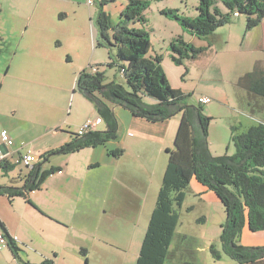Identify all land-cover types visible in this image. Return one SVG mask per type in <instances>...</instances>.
I'll return each instance as SVG.
<instances>
[{"label":"rangeland","instance_id":"1","mask_svg":"<svg viewBox=\"0 0 264 264\" xmlns=\"http://www.w3.org/2000/svg\"><path fill=\"white\" fill-rule=\"evenodd\" d=\"M35 1L38 0H0V37H2L0 38V84L6 68L4 60L6 61L9 55H12L18 41L23 36ZM44 2L45 0H40V4H44ZM101 2L102 0H97L98 6L94 4L90 7L84 0H70L68 3L56 4L62 7L63 11L69 13L67 15L66 12H63L66 15V18L63 19L59 18L55 8L43 6L44 10L38 13L39 6L31 19V22H40L45 29L42 31L39 28V33L35 31V34H39L48 44L42 50L43 55L39 56V60H35L34 64L36 66L41 64L40 66L45 68L42 75L46 76L48 86L39 87L35 83L38 75L30 76L25 85L51 96H60L64 106L61 117L67 120V117L70 116L68 119L70 122L78 120L82 115V109L85 108L83 107L80 110L81 113L77 114L75 110L77 103L90 108L93 105L78 91L75 85L77 76L87 67L97 66L98 72L104 74V83L114 81L126 86L117 64L112 63L115 60L114 56L110 57L108 49L98 46L99 40L95 23L97 12L94 13V11L100 8ZM126 3L127 0H115L114 2L108 0L102 9L110 16L112 22L116 23ZM218 5L223 9L220 3ZM198 6V0H149V6L144 11L146 20L144 29L149 34L152 49L161 59V66L170 86L184 94L191 95L186 99V103H197L196 98L199 96H208L212 99L210 104L203 106V113L212 118L208 129V143L214 154L232 155L234 147L230 141L227 123L232 121V118L235 120L242 118L241 116L245 113L241 110L253 109V107L247 106L245 90L237 88L238 86L233 87L232 84L252 70V63L254 67L262 66L263 55L258 51L251 50L252 47H249L246 37L244 38V15L233 18L231 24L218 28L215 32L216 35L202 40L187 33V30L182 29L175 20L161 14L162 10H177L179 16L192 19L198 15ZM11 25L13 26L12 31L9 29ZM26 33L28 36V31ZM177 37H181L185 42L195 47L208 46L209 50L205 55L198 57L196 61H185L183 66H176L170 59L172 53L169 43ZM56 43H59L60 46L56 47ZM186 68L188 73L184 75ZM1 99L4 110L0 113V125H15L18 112L15 115L12 110H9L6 95H2ZM21 104L24 106L23 103ZM256 115L262 116L260 119L264 122L263 111H257ZM171 119L175 123L179 122L180 114ZM78 128L69 126L70 131H75L73 132L75 134H77ZM102 128L103 125L98 127L100 130ZM124 135H126L125 143L124 147L119 149L122 150V155L117 164H99L98 166L87 164L84 172L88 188L82 192L81 197H90L94 203L100 205L98 208L103 212L102 206L121 201L127 203L128 192L137 193V213L127 212L123 215L124 219H115L111 225L108 221H103L98 229L100 237L106 238L110 235L117 241H122L128 235V227L135 228L134 224L137 223V242L134 241L131 249L125 248L126 253H116L111 249L108 251L111 259L115 254V256H120L124 264H135L136 254L138 258L156 207L167 167V155H165V149L161 150L160 141L151 127L146 129L135 124ZM172 139L174 141V136ZM172 141L168 142L167 147L173 148ZM221 141L223 142L217 149L216 145ZM82 152H90V150ZM84 154L76 157L80 163L89 157V153ZM61 158L60 155L54 156V160L58 162ZM92 165L93 167H90ZM135 181H137L136 188H134ZM194 182L196 180L192 179L189 185L179 192L181 202L174 206L179 223L167 248L166 259L169 257L171 259L169 261L165 259L164 264H184L185 262L236 264L225 256H222L220 260L212 258L209 247L213 245L220 251L219 236L226 215L224 207L216 195L208 190L203 194L197 192L192 185ZM201 217L206 218L205 224L199 223ZM122 225L126 227V231L108 229L113 231V234L112 232L108 233L106 229L109 226ZM127 244L128 238L125 241V245ZM239 244L249 247L263 246L264 231L253 233L245 226ZM67 251L73 256H62L59 260L60 264H86L79 251ZM89 260L87 264H102L96 251L90 252Z\"/></svg>","mask_w":264,"mask_h":264},{"label":"trees","instance_id":"2","mask_svg":"<svg viewBox=\"0 0 264 264\" xmlns=\"http://www.w3.org/2000/svg\"><path fill=\"white\" fill-rule=\"evenodd\" d=\"M107 1L102 0L96 13L98 46L108 49L110 57L114 56L112 63L117 64L126 86L114 81L104 83L103 73L81 71L76 78V88L92 102L96 115L103 120L105 130H95L84 136L75 134L73 140L42 156V162L45 163L52 155L75 153L116 141L119 123L113 107H122L134 118L153 124L180 114L173 148L165 150L166 171L135 264L165 263L168 245L179 223L174 206L180 204L179 192L192 179L213 192L224 207L226 219L219 236L220 251L211 245L209 251L212 258L220 260L225 256L236 264H264V245L249 247L239 244L245 226L253 233L264 231V122L244 131L231 126L230 141L234 153L213 155L208 143L212 118L203 113L202 105L187 104L186 99L191 95L173 89L159 56H149L151 43L144 29V11L149 6V0H127L116 23L102 9ZM198 1V15L195 18L181 17L177 10H162L161 14L175 20L187 33L202 40L213 36L218 28L231 24L233 18L245 16V31L252 30L264 19V0ZM235 13L238 15L235 16ZM169 49L172 53L170 59L176 66L197 59L206 50L185 42L181 37L173 39ZM187 72L186 68L184 75ZM238 85H249L250 93L264 98V72L261 67L255 66L252 72L239 79ZM109 154L118 158L122 150L110 151ZM42 162L30 170L28 184L23 191L38 189L46 177L56 171L53 168L41 171ZM0 195L24 196V193L12 187H0ZM199 223H205V217H201ZM0 227L4 232L1 222ZM4 234L14 259L19 264H30L20 258L19 249ZM41 264L54 263L45 260Z\"/></svg>","mask_w":264,"mask_h":264},{"label":"crops","instance_id":"3","mask_svg":"<svg viewBox=\"0 0 264 264\" xmlns=\"http://www.w3.org/2000/svg\"><path fill=\"white\" fill-rule=\"evenodd\" d=\"M111 1L114 2L115 0ZM68 2L70 0H45L44 4H40V0L35 1L32 11L33 15L31 14L28 18L23 36L18 41L12 55L10 54L6 61L4 60L6 68L0 84V113L4 110L1 98L2 95H6L9 110H12L15 115L18 112V115L16 116L15 125H0V144L1 135L4 132L11 139V144L1 146V150L6 156L0 164V187L19 189L24 193V196L15 195L9 197L0 195V222L3 224L4 232L19 249L20 258L30 264H41L45 260L60 264L59 260L62 256L72 255L67 250L71 252L79 251L86 264L90 261V252L94 251L98 254L102 264H124L120 256H115L113 253V259H111L108 251L111 249L116 251V253H126L125 248L129 247L131 249L134 241L137 242V223L134 224L135 228L128 227L127 245H125L126 238L122 241H117L110 235L106 238L100 237L98 229L103 221H108L111 225V222L115 219H124L123 215L127 212L137 213V193L129 191L127 203L126 201L124 203L121 201L102 206L104 208L102 212L98 208L100 205L94 203L90 197H81L82 192H85L88 188L87 180L85 179V167L87 164L96 166L99 164H117L120 160L119 157L115 158L109 152L124 147L126 138L124 134L135 124L141 125L146 129L151 127L158 141H160L161 150L172 149L167 147V144L173 140L172 138L175 136L179 122L175 123L173 119H170L162 123H148L145 120L134 118L122 107H113L119 123L116 141L94 148H84L75 153L58 154L62 157L59 162L54 160V156H57V154L50 156L43 163L41 171H48L52 168L56 169V171L46 177L38 189L23 191L24 186L28 184L27 177L30 170L21 163L22 156L31 151L39 160L37 164L41 163L43 161L42 156L55 151L75 138V133H73L75 131H70L69 126L79 127L88 118L97 116L93 105L90 108L77 103L75 106L77 114L81 113L80 110L83 107L85 108L82 109V115L78 120L70 122L68 121L70 116L67 117V120L61 117L64 106L60 96H51L40 92V90L30 89L25 85L30 76L36 77L38 75L35 83L39 87L48 86L46 76L42 75L45 68L40 66L41 64L37 66L34 64V61L39 60V56L43 55L42 50L48 44L39 34H35V31L39 33V28L42 31L45 29L40 22H31L35 15L34 13L39 6L38 13L44 10L43 6H46L47 8H55L59 18L63 19L66 18L63 12H66L67 15L69 13L68 11H63V8L56 4ZM95 5L98 6L97 0H95ZM96 12L97 10L94 11V13ZM9 29L12 31L13 26L11 25ZM27 31L29 33L28 36H26ZM214 35L216 34L214 33ZM244 38L247 39L249 47H252L251 50L258 51L263 55L262 66L260 67L264 72V19L252 30L245 31ZM55 46L58 47L60 45L56 43ZM152 47L149 56L156 55ZM202 47L206 50L198 57L205 55L206 51L209 50L208 46ZM193 61H196V59L187 62ZM253 67L252 63V70L246 74L252 72L255 68ZM241 77L232 84L233 87H241L238 85ZM241 88L245 90L244 95L248 100L247 106L253 107V109L241 110L245 113V115L241 116L242 118L237 120L232 118V121L227 123L229 135L231 126L238 127L241 131H244L263 122L260 119L262 116H257L256 112H264V98L250 93L248 91L249 85ZM100 125H103L102 130L98 129ZM100 125L97 130H105L104 123ZM68 130L69 132H67ZM222 142L216 145L217 149L220 148ZM88 149L90 152H82ZM209 149L213 155H218L212 152L210 145ZM82 153H85L84 155L89 153V157L80 163L76 157H80ZM93 165L90 167H93ZM195 183L198 182L196 181L192 185L197 192L203 194L207 191L204 186ZM136 186L137 181L134 182V188ZM110 228L117 231H126V227L123 225L109 226L106 229ZM0 230L3 232L1 227ZM111 232L114 234L113 231L108 230V233ZM170 259L171 257L166 260L169 261ZM135 260H137V254ZM0 264H19L14 259L9 247L0 248Z\"/></svg>","mask_w":264,"mask_h":264},{"label":"built area","instance_id":"4","mask_svg":"<svg viewBox=\"0 0 264 264\" xmlns=\"http://www.w3.org/2000/svg\"><path fill=\"white\" fill-rule=\"evenodd\" d=\"M88 7L95 4V0H84ZM238 14L235 13V16ZM87 72L90 74H95L98 72L96 66H89L87 67ZM196 102L202 106L208 105L212 102V99L208 96H199L196 98ZM103 123V120L99 116H95L94 118H88L81 126L78 128L77 136H84L89 132H93L97 130V127ZM11 144V139L7 133H2L1 135V144H0V164L3 162L6 155L3 154L1 150L2 145H9ZM39 162L37 156L33 155L31 151H28L24 156L21 158V163L26 168H32ZM9 242L6 238L5 234L0 230V248L8 247Z\"/></svg>","mask_w":264,"mask_h":264},{"label":"water","instance_id":"5","mask_svg":"<svg viewBox=\"0 0 264 264\" xmlns=\"http://www.w3.org/2000/svg\"><path fill=\"white\" fill-rule=\"evenodd\" d=\"M43 163V162H42ZM34 167V166H33ZM33 167L32 168H30L29 170H31V169H33Z\"/></svg>","mask_w":264,"mask_h":264}]
</instances>
